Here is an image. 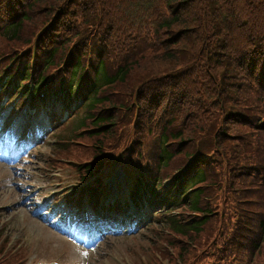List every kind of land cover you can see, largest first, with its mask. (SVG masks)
<instances>
[{
	"label": "trees",
	"instance_id": "16d2710c",
	"mask_svg": "<svg viewBox=\"0 0 264 264\" xmlns=\"http://www.w3.org/2000/svg\"><path fill=\"white\" fill-rule=\"evenodd\" d=\"M31 83L51 112L64 108L55 89L76 103L49 167L80 180L121 168L162 206L142 229L158 230L148 264H190L218 243L221 264H264V0H0V90L23 101ZM154 111L172 119L158 139L146 133Z\"/></svg>",
	"mask_w": 264,
	"mask_h": 264
},
{
	"label": "rangeland",
	"instance_id": "374dc122",
	"mask_svg": "<svg viewBox=\"0 0 264 264\" xmlns=\"http://www.w3.org/2000/svg\"><path fill=\"white\" fill-rule=\"evenodd\" d=\"M87 53L89 56L92 55L90 51ZM0 115L3 114L0 113ZM23 119L24 116L19 122L21 123ZM51 124L49 120L45 125V136L39 138V133H34L30 139L33 146L25 150L28 146L26 144L24 151L14 159L11 157L17 153L18 143L13 144L7 159L3 158L0 152V227H2L3 236L10 239V245L14 244L16 239L22 241V247L25 249L21 256L26 257L29 262L47 259L51 257L52 252L63 247L69 249L67 254L69 262L79 261L81 264H84L86 260L89 264L149 262L152 253L147 249L152 245L151 238L156 237L157 226L145 231L140 229L133 236L109 232L106 237L92 245V248L96 246L92 252H88L75 249V247L80 248L76 245L77 243L70 245L66 238L58 233L67 231L61 225L55 207L52 208L53 211H48L46 216H43V211L39 213L46 208L45 204L50 198V193L57 187L56 178H51L50 169L46 168V165L51 164L52 161L49 153L53 147V138L60 130V127L50 130ZM64 172L72 174L71 170ZM116 178L122 179V175L118 174ZM110 183L116 190L114 181ZM9 204L11 207L5 209V206ZM155 210L156 215H159L161 208L156 207ZM52 224L55 225L54 229L50 228ZM99 244L100 246H97ZM47 246L52 248L49 249ZM55 260L57 259L54 258L52 261ZM163 264H167V261H163Z\"/></svg>",
	"mask_w": 264,
	"mask_h": 264
}]
</instances>
